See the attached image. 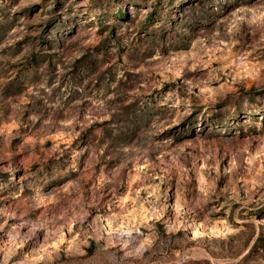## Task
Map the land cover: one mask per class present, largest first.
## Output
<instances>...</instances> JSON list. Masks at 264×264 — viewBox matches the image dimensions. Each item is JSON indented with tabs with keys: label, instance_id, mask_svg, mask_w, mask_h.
Masks as SVG:
<instances>
[{
	"label": "rangeland",
	"instance_id": "1",
	"mask_svg": "<svg viewBox=\"0 0 264 264\" xmlns=\"http://www.w3.org/2000/svg\"><path fill=\"white\" fill-rule=\"evenodd\" d=\"M0 264H264V0H0Z\"/></svg>",
	"mask_w": 264,
	"mask_h": 264
}]
</instances>
